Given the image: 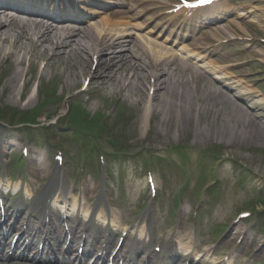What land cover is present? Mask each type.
<instances>
[{"label":"bare ground","instance_id":"obj_1","mask_svg":"<svg viewBox=\"0 0 264 264\" xmlns=\"http://www.w3.org/2000/svg\"><path fill=\"white\" fill-rule=\"evenodd\" d=\"M42 25L41 22L34 19H23L16 22H11L7 18L0 19V61H7L13 65V74L6 87L3 88V92H9V102H16L14 93L19 89L20 83L29 72V70L27 72L24 70L23 65L30 55L31 60L28 66L31 68L38 66L41 73L46 68L62 65L68 72L75 73L76 75L73 76L75 78L93 76L92 82H96L97 87L104 90L106 96L125 93L128 97L134 95L138 100H144L142 103L145 106L142 110L141 120H146L148 116L151 118L166 116L169 124L181 126L193 117L195 111L192 103H195L198 97L190 91V86L184 79L186 78L185 74L197 79L199 76L194 70L186 68L181 61L175 63V70L185 69L181 72H174L175 76L166 75L158 69L155 82L159 89L155 90L151 84L153 76L150 74L149 68L144 67L145 60L140 56L141 59L137 60L129 56L112 57L107 60L104 58L103 49L96 45V37L84 34L85 37L88 35L86 37L88 40L95 43V48L92 49L80 36L78 38L68 37L67 30L51 32ZM213 37L215 38V36ZM38 51L41 59L37 58L36 52ZM95 55L100 56L96 70L93 69V66L90 68ZM66 81H70V79ZM70 84H67L68 88H70ZM142 91L143 95H141ZM151 91H153L152 95L149 94ZM145 100L149 101L147 105ZM220 100L221 103H224V97H220ZM160 104L162 113L157 110ZM27 105L29 104L27 103ZM160 125L166 126L162 120ZM253 127L257 131L259 130L255 125ZM17 142L13 138L6 139L0 135V156H5L7 152L13 151L17 147ZM30 157L33 160H38L39 164L44 167L45 163L39 160L33 150H30ZM29 212H33L32 209Z\"/></svg>","mask_w":264,"mask_h":264},{"label":"rangeland","instance_id":"obj_2","mask_svg":"<svg viewBox=\"0 0 264 264\" xmlns=\"http://www.w3.org/2000/svg\"><path fill=\"white\" fill-rule=\"evenodd\" d=\"M257 13L259 14V18L257 19L259 23L261 21V28H262V32L264 33V0L263 3H261L259 5L258 11ZM260 20V21H259ZM260 30V25L258 24L255 28H253V30H247V35L256 38L255 36H260L259 33H257ZM257 31V32H256ZM39 53V52H38ZM36 52V54H38ZM27 54L29 55V52H27ZM20 58V57H19ZM17 58V59H19ZM41 58V57H40ZM31 60V56H28L27 60H25V64L24 66V70H28V65L30 63ZM65 71L66 72V76L64 77V79L60 78L59 84L56 82L59 80V77H61L62 72ZM36 72L37 70H35V67L33 69L30 70V73L27 74L26 77V81L29 82L30 85V93H31V89L33 86L34 82H38V79L35 78L36 76ZM13 74V65L8 63L7 61H0V89H2L3 86H5L9 80V78L12 76ZM76 74L73 72H68L67 70L64 69V67L62 65H55L52 68L48 69V73H45V77L49 78L48 79H44L42 81V83L39 84V82L37 83L38 87H42L43 90H47V91H55L57 90L58 94H62L67 98H71L70 99V103L71 102H78V103H82L85 107L88 109H91V106L93 108L99 109V110H103L105 109L106 111H109L110 113L113 112H117L120 111H125V113H127L128 118L130 119V123L134 124L135 126V122L138 124H136L135 128L138 131V128L141 123L139 122V118L137 116V114L135 113V111L133 110L132 106L129 105L130 103L128 102H121V99L123 98V95H121L120 99L115 96L112 97L111 99H108L106 97H97V98H93L96 100H93L92 102H87V96L89 93L86 92V94L77 96L78 93H76L75 91L79 90V88H83V81L86 78H75L73 76H75ZM56 78V79H54ZM67 79H70L71 81V88L68 90L65 85L67 84ZM194 83V82H193ZM192 83V84H193ZM52 84L57 85L55 87V89H50L52 87ZM194 91H197L198 94H201L203 91L200 90V86L197 84H193L191 85ZM49 87V88H48ZM89 90H91L90 93H95V90L93 87H91ZM76 93V94H75ZM3 95H1V91H0V101L2 102L3 105H7L9 104V100H8V96L7 94L3 93ZM34 98V94L32 95ZM63 98L62 103L60 104L59 108L54 112L55 109L53 108H45L47 113L44 112L45 115H49V112H54L56 113V116H61L64 115L67 111V101L66 98ZM23 98V95H22ZM24 98H28L27 96ZM39 99V97H37ZM106 98V99H105ZM18 99V96H17ZM37 100V99H36ZM8 102V103H7ZM28 103V102H27ZM32 104V105H31ZM118 104V106L116 105ZM11 105V104H9ZM78 105V104H77ZM17 106V109L19 110H24L25 109H30V108H34L36 106V103H30L29 105L24 103V99H22V101H20V103H18V105H14ZM28 107V108H27ZM230 107L231 106H223L219 103V100L214 98L213 99H208V98H204L203 100H201L200 102L197 103V113L194 117V119L192 121L186 122L184 125L182 126H175L173 124H169L167 121V117L166 116H161L160 118H156L153 121L150 120H146L144 121V125H147L146 129L149 130V132L151 133H155L156 136H160L159 138L161 139L160 141H157V144H150L149 147L154 148V146L156 145V147L158 149L162 148L164 149V147L169 146V145H176L178 143H185L186 145H188L189 148H192L191 146H199V139H195V135L197 133L196 126L198 125L200 127V129L202 130L201 133H206L204 131H211V128L215 129L216 131H219V128H223V126L228 123V119L233 120L234 124H232V127H237L239 124V120L238 119H234L232 118V115L230 113ZM51 109V110H50ZM119 109V110H118ZM92 111V110H91ZM139 112V110H138ZM89 113V112H87ZM95 113L98 112H90V115H93ZM228 113V119L225 120L224 119V115ZM262 114L264 115V112H262ZM88 115V114H87ZM89 115V117H91ZM75 116V115H74ZM73 116V117H74ZM126 116V115H125ZM69 117H72L71 115ZM72 117V118H73ZM120 117V116H119ZM65 118V117H64ZM63 118V119H64ZM123 119V118H122ZM127 119V116L126 118ZM246 118H240V121L242 122V126L243 128H247L248 129V120H245ZM164 121V123L166 124V129H163V126L160 125V121ZM244 121V122H243ZM230 126V127H231ZM233 130V129H232ZM205 138H209V137H205ZM163 139V140H162ZM189 141V142H188ZM258 140H253V142L257 143ZM248 148L247 153L250 156V148L252 147L249 144H245ZM258 145H264V143H259ZM250 158L253 160L254 164L257 166L260 162L258 161L259 158L263 159L261 156H256L254 154V158L252 156H250ZM264 170V167H263ZM176 178L175 175L170 176L169 182L172 183L171 181L174 180ZM178 184H176L174 186V188H177Z\"/></svg>","mask_w":264,"mask_h":264},{"label":"snow or ice","instance_id":"obj_3","mask_svg":"<svg viewBox=\"0 0 264 264\" xmlns=\"http://www.w3.org/2000/svg\"><path fill=\"white\" fill-rule=\"evenodd\" d=\"M201 2L203 3V2H207V0H201Z\"/></svg>","mask_w":264,"mask_h":264}]
</instances>
